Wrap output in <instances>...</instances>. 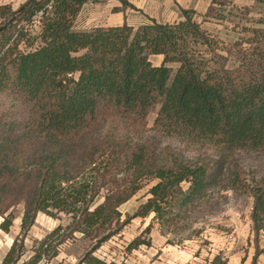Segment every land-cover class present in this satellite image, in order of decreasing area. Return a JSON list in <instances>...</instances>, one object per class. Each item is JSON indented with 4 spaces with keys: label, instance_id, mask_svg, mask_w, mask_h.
Here are the masks:
<instances>
[{
    "label": "trees",
    "instance_id": "obj_1",
    "mask_svg": "<svg viewBox=\"0 0 264 264\" xmlns=\"http://www.w3.org/2000/svg\"><path fill=\"white\" fill-rule=\"evenodd\" d=\"M89 1L103 0L0 4V96L10 98L0 111V229L10 231L20 205L25 232L40 212L67 217L28 259L16 237L1 264H47L77 234L92 242L84 259L107 264L92 252L122 231L130 217L122 221L120 206L149 181L157 179L134 216L154 213L146 232L156 220L164 233L179 232L213 191L226 188L235 152H264V0H256L258 17L250 16L254 5L240 9L246 22L228 42L182 7L174 22L149 17L138 26L84 29ZM211 15L226 16L213 6L203 19ZM158 54L159 65L151 59ZM110 117L135 134H111ZM158 136L218 153L185 157L159 146ZM250 191L254 226L264 231V178ZM144 242L137 237L130 248Z\"/></svg>",
    "mask_w": 264,
    "mask_h": 264
},
{
    "label": "rangeland",
    "instance_id": "obj_2",
    "mask_svg": "<svg viewBox=\"0 0 264 264\" xmlns=\"http://www.w3.org/2000/svg\"><path fill=\"white\" fill-rule=\"evenodd\" d=\"M3 3L9 2L0 0V4ZM260 7L257 2L254 3V10L250 16L258 17ZM240 11L236 10L229 15L223 24L226 30L220 31L218 26L211 24L206 26L211 30L216 28L212 30L213 35L222 32L221 36L225 37L232 35V31L240 33L242 24L246 22L240 18ZM90 14L94 16L89 20ZM105 15L106 7L103 4H90L83 11L80 26L100 24L105 20ZM151 59L154 64L162 60L161 56L156 55L151 56ZM9 103L10 98L1 95L0 111ZM158 109L159 104L150 109L147 117L148 128L153 126ZM111 117L105 125L111 134L124 137L135 134L132 126L126 125L123 119ZM148 135H151V132H148ZM155 140L156 142L158 140L159 146L167 147L171 151H180L185 157H216L218 153L209 145L182 141L174 136H158ZM228 166L224 182L226 188L213 191L209 201L199 208L192 219V225L187 229L164 233L156 220L151 231L146 232L154 213L148 216H134L150 196L149 189L157 182V179H154L120 206L122 221L129 217L130 221L120 233L113 235L92 254L107 264H214L216 260L224 264H251L255 260L259 264H264V254L257 253L264 247V231L257 230L254 226L252 218L254 196L250 191L264 178V152L237 151L229 158ZM22 211L23 205L18 206L10 231L0 229V264L16 237L22 240L23 258L28 259L38 241L59 224H67V217L64 214L54 217L40 212L33 226L25 232L21 228ZM77 235L68 237L60 245L59 253L47 264H91L84 256L91 248L92 242L81 234ZM137 237L142 241H149V244L144 242L130 248V243Z\"/></svg>",
    "mask_w": 264,
    "mask_h": 264
},
{
    "label": "crops",
    "instance_id": "obj_3",
    "mask_svg": "<svg viewBox=\"0 0 264 264\" xmlns=\"http://www.w3.org/2000/svg\"><path fill=\"white\" fill-rule=\"evenodd\" d=\"M25 0H8L9 3L13 5H20ZM104 1V0H103ZM128 2L132 3L134 6H124L122 0H106L105 2L101 1H89L85 4L84 9L86 6L90 4H103L106 7V15L105 20L100 24L96 25H122L125 22L128 24L138 26L141 25L149 20V17L156 18L160 22L170 21L174 22L182 18V13L180 7L182 8H193L195 9L200 16L198 20L203 21L202 25L212 34V30H216L207 27L206 24H211L214 26H218L220 31H223L225 28L223 24L228 20L229 15L228 11L231 10L233 13L234 11H239L243 6H252L256 3V0H231V2H227V0H127ZM210 6L216 7L220 9V13H225L226 16L218 15V16H208L206 19H203V14L206 13ZM117 8V9H116ZM83 9V11H84ZM114 9V10H113ZM82 11V13H83ZM231 13V14H233ZM94 15L90 14L88 19H92ZM244 24V23H243ZM242 24V25H243ZM94 25V26H96ZM92 26L84 25L82 28L88 29ZM226 30V29H225ZM222 32H218L215 34L218 38L224 41H234L239 33H233L232 35L228 36H221ZM161 56L162 55H156ZM161 60V62H162ZM158 63L157 65L161 64Z\"/></svg>",
    "mask_w": 264,
    "mask_h": 264
}]
</instances>
